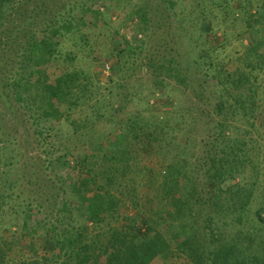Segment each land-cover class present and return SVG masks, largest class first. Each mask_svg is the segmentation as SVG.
I'll return each mask as SVG.
<instances>
[{
  "label": "trees",
  "instance_id": "16d2710c",
  "mask_svg": "<svg viewBox=\"0 0 264 264\" xmlns=\"http://www.w3.org/2000/svg\"><path fill=\"white\" fill-rule=\"evenodd\" d=\"M131 6L135 42L114 30L100 54L114 76L146 72L122 93L64 41L103 39ZM133 6L0 0V264H264V40L224 54L264 0Z\"/></svg>",
  "mask_w": 264,
  "mask_h": 264
},
{
  "label": "rangeland",
  "instance_id": "374dc122",
  "mask_svg": "<svg viewBox=\"0 0 264 264\" xmlns=\"http://www.w3.org/2000/svg\"><path fill=\"white\" fill-rule=\"evenodd\" d=\"M140 0H133L134 6H136L139 3ZM133 6V7H134ZM134 9L132 6L130 8L124 9L122 12L117 13L115 16L112 17V23L110 25H107L103 29V39L95 41V42H87L85 44L74 46V39L72 37L68 38L66 41H64V47L69 50H73L78 55V62H76V66L83 69H88L94 65V57L100 56V63H98V67H92V73L98 75L101 81H103L104 87L109 86V83L107 79L111 78L112 71L110 70L108 72V75L104 73L102 70H100L101 62L106 61V58L103 57L102 54L109 48V44L106 43V39H109L113 36V31L119 29V32L126 35L129 38V41L133 44L135 42L133 38L135 37V33L133 32V22H131V18L133 15ZM230 23V22H229ZM255 34H251L250 32L245 30V26H243L242 22H232L229 24L227 28V33L229 36V41L227 42L224 54H234L236 52L242 51V45L248 46L249 43L252 41L251 39L257 38V40H264V24L256 26L252 28ZM159 33L165 36V32L158 30ZM112 34V35H111ZM220 36V33H218ZM258 35V36H257ZM264 49V47H259V51L261 52ZM141 56L140 58H142ZM143 59V58H142ZM115 62V59H108L106 62L107 65L110 67ZM140 65V60L137 63ZM130 66V65H128ZM112 74V75H111ZM126 79H122L124 76H128ZM109 76V77H107ZM121 77V78H120ZM108 79V80H109ZM114 84L116 85L115 89H117L118 92L127 93L132 92L134 90H140L143 92H146L147 85L146 81L148 80L147 74L145 71H139L138 69H132L129 70V73H125L124 71L121 72V74L118 76H114L113 78ZM117 84L120 86L118 87ZM148 86V85H147ZM153 102V101H152ZM132 107H135V103L131 104ZM110 141L113 140V138L110 137ZM51 143L56 145L58 144V140L52 139ZM57 153H54L51 155L52 158L56 156ZM55 173L56 175H61L62 171L59 167H55ZM50 170L48 168H44V171L40 173V175L43 176L42 181L47 184L48 186L45 187V189L51 188V185H54V183H51L52 180H50ZM51 181V182H50ZM144 181V180H143ZM44 189V190H45ZM141 196H143L144 199L148 198V196L151 195L152 191L147 188L143 187L140 189ZM150 198V197H149ZM147 204V203H146ZM48 204H45V207H47ZM39 241L36 242L32 247L29 248L28 254H19V257H28L30 255L34 256H40L45 251L44 247L46 246V240L45 238L38 239Z\"/></svg>",
  "mask_w": 264,
  "mask_h": 264
},
{
  "label": "built area",
  "instance_id": "2783aa9c",
  "mask_svg": "<svg viewBox=\"0 0 264 264\" xmlns=\"http://www.w3.org/2000/svg\"><path fill=\"white\" fill-rule=\"evenodd\" d=\"M106 75H108V72L110 71V67L106 64L104 70H102ZM109 77V76H107Z\"/></svg>",
  "mask_w": 264,
  "mask_h": 264
}]
</instances>
